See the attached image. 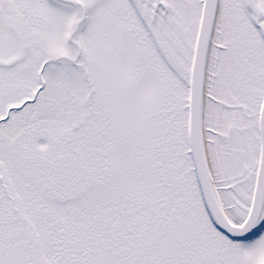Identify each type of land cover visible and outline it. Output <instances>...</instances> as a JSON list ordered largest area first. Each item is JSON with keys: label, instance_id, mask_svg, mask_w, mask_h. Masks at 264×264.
Returning a JSON list of instances; mask_svg holds the SVG:
<instances>
[{"label": "snow or ice", "instance_id": "6c2138e0", "mask_svg": "<svg viewBox=\"0 0 264 264\" xmlns=\"http://www.w3.org/2000/svg\"><path fill=\"white\" fill-rule=\"evenodd\" d=\"M0 264H264V0H0Z\"/></svg>", "mask_w": 264, "mask_h": 264}]
</instances>
